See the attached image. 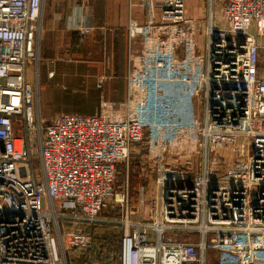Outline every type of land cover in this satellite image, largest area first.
I'll return each mask as SVG.
<instances>
[{"label":"built area","instance_id":"2783aa9c","mask_svg":"<svg viewBox=\"0 0 264 264\" xmlns=\"http://www.w3.org/2000/svg\"><path fill=\"white\" fill-rule=\"evenodd\" d=\"M42 1L0 0V264H67L66 245H90L80 224L115 206L118 264H264V0H223V24L207 0L203 28L186 0H144L125 99L52 122L27 78ZM134 145L156 184L141 223L128 220V176L119 192L115 181ZM229 146L244 159L215 173Z\"/></svg>","mask_w":264,"mask_h":264},{"label":"crops","instance_id":"0c3cea01","mask_svg":"<svg viewBox=\"0 0 264 264\" xmlns=\"http://www.w3.org/2000/svg\"><path fill=\"white\" fill-rule=\"evenodd\" d=\"M146 18L141 0L42 1L35 42L40 62H35V75L27 67V78L37 85L39 112L47 122L62 113L92 115L102 100L125 99L127 56L136 47L128 26L131 21L143 24ZM74 88L82 92L65 93Z\"/></svg>","mask_w":264,"mask_h":264},{"label":"rangeland","instance_id":"374dc122","mask_svg":"<svg viewBox=\"0 0 264 264\" xmlns=\"http://www.w3.org/2000/svg\"><path fill=\"white\" fill-rule=\"evenodd\" d=\"M141 1L144 5V0ZM206 2L207 0H186L187 14L197 19L196 21L201 26V28H203L206 24L205 21L207 18L208 10ZM222 3L223 0H215L213 6L215 8L216 20L219 22V24H223L221 18ZM30 61L31 62L28 66V69H32L35 75V62H40L37 52L34 58H32ZM259 66L261 72L264 75V50L260 55ZM103 79V76H98L99 83H101ZM71 92H78L76 94H80L82 92V88H74L71 90L67 89L65 93L67 94ZM38 103L39 102L37 94V104ZM40 115L43 120L45 119L46 121H49L43 116L42 113ZM249 146L250 145H248L247 147ZM244 157H236V155L232 151V146L224 147V149L220 148L214 156L213 165L215 167L212 165V168L216 170L215 173H220V171L223 170V167L232 164V162L236 159H244ZM32 165L34 173L40 171V162L37 157L33 158ZM126 176H128L129 179V192L131 196V214L128 216V220L132 223L147 222L150 220L149 216L151 215V209L153 206L152 203L154 200L153 198L156 193L155 175L151 173V165H149L145 161L143 157V150L138 145L133 146L127 161L118 164L117 176L115 180L117 186L116 190L118 192L120 191L119 186H121ZM140 186H143L147 189V200L144 205H140L137 202V190ZM121 212V208L116 206L115 209L105 208L100 212V216L97 217L96 221L91 223H81L80 229L84 230V232L89 235L90 245L86 247H69L66 245V263L118 264L119 241L123 233V227L121 226L123 217L121 216Z\"/></svg>","mask_w":264,"mask_h":264},{"label":"bare ground","instance_id":"6f19581e","mask_svg":"<svg viewBox=\"0 0 264 264\" xmlns=\"http://www.w3.org/2000/svg\"><path fill=\"white\" fill-rule=\"evenodd\" d=\"M37 91H38V88H37ZM37 110H38V112L40 111L38 106H37Z\"/></svg>","mask_w":264,"mask_h":264}]
</instances>
